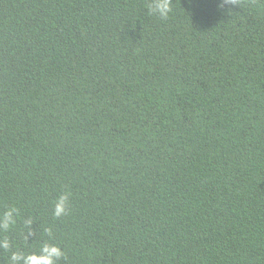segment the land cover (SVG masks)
I'll return each instance as SVG.
<instances>
[{
	"label": "trees",
	"instance_id": "1",
	"mask_svg": "<svg viewBox=\"0 0 264 264\" xmlns=\"http://www.w3.org/2000/svg\"><path fill=\"white\" fill-rule=\"evenodd\" d=\"M151 3L0 0V264H264V0Z\"/></svg>",
	"mask_w": 264,
	"mask_h": 264
},
{
	"label": "clouds",
	"instance_id": "2",
	"mask_svg": "<svg viewBox=\"0 0 264 264\" xmlns=\"http://www.w3.org/2000/svg\"><path fill=\"white\" fill-rule=\"evenodd\" d=\"M172 0H152L147 11L149 15H157L162 19H167L172 13ZM228 5H238L237 0H220L217 7L221 10L226 9ZM229 14L232 13L231 8H227ZM67 193H63L58 196L54 203L53 216L60 218L67 213L68 210ZM21 222L20 210L16 207L6 208L3 212H0V231H9ZM26 227H31L33 221L28 219L23 221ZM12 247L11 242L8 239L0 240V248L10 249ZM64 257L63 250L55 244H44L39 254L22 255L19 252H13L10 256V264H58Z\"/></svg>",
	"mask_w": 264,
	"mask_h": 264
}]
</instances>
